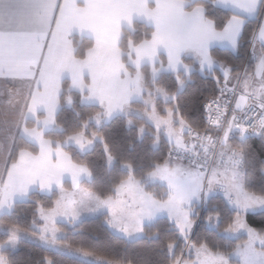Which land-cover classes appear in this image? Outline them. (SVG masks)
<instances>
[{"label": "snow or ice", "instance_id": "6c2138e0", "mask_svg": "<svg viewBox=\"0 0 264 264\" xmlns=\"http://www.w3.org/2000/svg\"><path fill=\"white\" fill-rule=\"evenodd\" d=\"M0 80V264H153L72 242L88 219L155 264H264V0H0Z\"/></svg>", "mask_w": 264, "mask_h": 264}, {"label": "trees", "instance_id": "16d2710c", "mask_svg": "<svg viewBox=\"0 0 264 264\" xmlns=\"http://www.w3.org/2000/svg\"><path fill=\"white\" fill-rule=\"evenodd\" d=\"M247 47V46H246ZM214 89V84L210 79H205L196 75L194 82L187 88L186 93L192 95L193 93L203 92L204 94H211ZM62 119L69 123L74 121L73 114L70 110L64 112ZM109 135L111 138L126 143L128 140L134 139L135 133L130 132L122 123L117 122L111 126ZM250 143L256 151L257 155L264 157V147L258 138H253ZM147 149V141L144 144L137 142L136 151ZM167 151V146L161 144L158 150H152V154L157 157L163 156ZM100 148L97 146L95 153L90 159L97 164H100ZM259 176V172L256 173ZM222 199V198H221ZM22 220L28 221L31 219L32 209L24 207L22 209ZM249 222L256 228H264V219L258 216H250ZM68 231V238L74 243H83L93 249L98 255L105 258H121L124 256H132L139 260L155 261L158 256L151 251L155 247V243L144 240L142 242L126 241L125 239L111 233L106 225L99 219H88L83 223H78L74 228L65 225ZM163 231H168V226L164 223L160 225ZM22 255L29 257L33 261L40 260L45 254L54 256L60 261V264H82L78 259L54 252L42 246L30 243L29 247L21 250Z\"/></svg>", "mask_w": 264, "mask_h": 264}, {"label": "crops", "instance_id": "0c3cea01", "mask_svg": "<svg viewBox=\"0 0 264 264\" xmlns=\"http://www.w3.org/2000/svg\"><path fill=\"white\" fill-rule=\"evenodd\" d=\"M8 87H11V85L5 83L3 80H0V93H6V90H7ZM5 98H6V97H5ZM0 100H2V96H0ZM78 223H79V222H78ZM105 225H106V224H105ZM106 227H107V225H106ZM107 228H108V227H107ZM108 230H109L111 233H113L114 235H117V236L123 238L120 234L112 232L109 228H108ZM123 239H124V238H123ZM126 241H128V240H126ZM70 257L80 260L78 257H75V256H70Z\"/></svg>", "mask_w": 264, "mask_h": 264}, {"label": "rangeland", "instance_id": "374dc122", "mask_svg": "<svg viewBox=\"0 0 264 264\" xmlns=\"http://www.w3.org/2000/svg\"><path fill=\"white\" fill-rule=\"evenodd\" d=\"M5 98V96H2V100ZM222 198V197H221ZM78 224V223H77ZM32 244H36V245H39V246H42V247H44V248H46L45 246H43V245H40L39 244V242H32ZM46 249H48V248H46ZM50 250V249H49ZM53 251V250H52ZM54 252H56V251H54ZM60 254H64V255H66V256H72V255H69V254H66V253H60Z\"/></svg>", "mask_w": 264, "mask_h": 264}]
</instances>
